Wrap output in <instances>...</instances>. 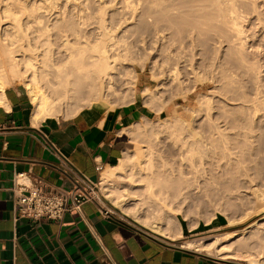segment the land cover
<instances>
[{
	"label": "rangeland",
	"instance_id": "obj_1",
	"mask_svg": "<svg viewBox=\"0 0 264 264\" xmlns=\"http://www.w3.org/2000/svg\"><path fill=\"white\" fill-rule=\"evenodd\" d=\"M40 1L46 4V0H2L0 13L7 3L24 19L23 14L32 13ZM174 1H183L185 6L187 0ZM236 2L238 13H242L239 23L243 35L239 40L231 32L191 34L193 23L201 20L197 14L187 17V22L174 18L177 30L169 33L168 42L174 41L176 46L181 42L174 48L172 43L167 48V0H56L50 14L51 6L45 5L48 12L41 14L44 17L46 13L45 19L54 11L55 16L69 14H60L59 20L50 22L51 28L59 21L63 30L75 28L91 40L104 19L109 36L117 42L115 54L121 55V72L114 83L104 85L101 94L92 97L87 95L89 87L73 96L80 86L71 79L74 85L69 88L73 90L69 89L66 98L62 84L65 72L46 64L53 56L56 66H66L65 50L59 37L55 36L50 52L51 47L43 42L37 59L41 67L38 78L57 104L42 118H67L89 105L112 108L129 103L134 95L140 97L148 113L131 131L128 151L132 152L126 156V168L112 181H103L102 175L99 179V174L91 195L103 208L154 234L113 206L119 198L128 199L124 209L132 218L158 222L174 238L182 232L177 240L164 239L182 248L214 257L220 249L263 257L264 0ZM74 9H81L86 21L79 22ZM0 17L3 28L13 23L2 14ZM181 44L185 47L179 50ZM18 49L22 50L15 56L21 60L25 49ZM6 80L8 85L0 93L8 86L21 87L24 92L27 89L35 110L39 94L28 79L9 76ZM150 181L158 183L154 189L148 188Z\"/></svg>",
	"mask_w": 264,
	"mask_h": 264
},
{
	"label": "crops",
	"instance_id": "obj_2",
	"mask_svg": "<svg viewBox=\"0 0 264 264\" xmlns=\"http://www.w3.org/2000/svg\"><path fill=\"white\" fill-rule=\"evenodd\" d=\"M26 92L8 86L0 94V264H249L166 242L111 210L104 213L94 196L81 213L71 209L59 220L17 219V173L71 188L74 176L63 155L94 183L132 152L131 131L148 113L134 95L121 106L93 104L67 118L37 120Z\"/></svg>",
	"mask_w": 264,
	"mask_h": 264
},
{
	"label": "bare ground",
	"instance_id": "obj_3",
	"mask_svg": "<svg viewBox=\"0 0 264 264\" xmlns=\"http://www.w3.org/2000/svg\"><path fill=\"white\" fill-rule=\"evenodd\" d=\"M0 1H2V0H0ZM3 1H5V0H3ZM49 1H52V0H46V4H48L47 2H49ZM54 1L56 2V0H53L51 2V4L49 2V4H50L49 6H51V5L53 6V4L55 3ZM236 1H238V0H187V1H184L185 6H183V1H176L175 2L174 0H167V48L169 47V44H171V43H172V48H174L173 46H176V42L174 44H173L174 41L171 43L168 42V39L170 38V37H168L169 33H171L172 30H175V31L177 30L175 28V26H173L174 25L173 21H175L174 18L175 19L179 18L180 21L181 20L186 21L189 17H191V16L194 17V15H197V14H198L197 15L198 18H201V20H203V21L200 20L201 21L200 22L198 19L197 21H195L196 25H195V23H193L194 26L191 27V29H190L191 34L199 35L200 33L211 31V32H214L216 35L217 34L220 35L221 33H224V32H226L227 34L231 32L233 34V36L235 38H237V40H239L241 35H243V29L241 26L242 24L240 25V23H239V20H241L240 15L242 13L241 14H240V12L238 13L237 8L240 6L237 7L238 2H236ZM42 2H41L42 4L40 3L37 5H35L36 2L32 3L36 7L32 11V13L23 14V16L25 15L24 19L20 18L21 16L19 14L15 13V11L13 12L7 3H5V5L7 4L6 6L4 5L3 8L1 7L3 9V11L0 13V15L2 14L3 17H5V19L10 18L11 21L13 22V23H11V25H8L7 27L5 26V28H3V26L5 24L2 26V24H3L1 22L2 18L0 17V91L4 88L5 85H8L7 84L8 82L6 80L7 77L12 76V77H18L21 79V78H24V76H25L28 79L27 82L30 83L32 88L34 90H36L39 94V102L37 103V106H36L35 112H34V118L37 120L44 119V118H42L43 117L42 115H45V116L48 115L49 116L50 113L52 112L53 108H55V106L57 104V102L55 103V101L51 99L49 94H47V92L43 90L41 83L39 81V78H38L39 71H40L41 67H40L37 59H39V57H40L38 54L40 52V49L43 46L42 45L43 42H45L49 47H51L49 50V52H50V51H52V48L55 45L54 44L55 38L59 37L60 38L59 42H61V46L65 50V53L67 55L66 56L67 60L65 61L66 66H64L63 68H61V66H56V64L54 63L55 61H53V56L49 57L46 64H50L53 68L59 69L60 72H65V74H64L65 76L63 77L64 79L62 80V84L65 87L64 93H65L66 98H69V95H70L69 94L70 93L69 87L71 85L72 86L74 85V84H72L73 82H71V79H74V82H76L77 85L80 86V87L78 86L79 88H78L76 94H73V92H72L71 95L72 94H73V96L77 95L78 92H81L86 87H89V91H88L87 95L92 97L94 95L101 94L100 90L104 85H111L112 83H114V79H115L116 75L118 73L120 74V72H121V71L119 72V70L121 69V60H120L121 55L117 54V53L115 54V51L117 50L116 49L117 48V42H115L113 40V38H111V36H109L110 34L107 31L104 19L101 20L102 22L100 21L101 23L99 22L98 26H100V25L101 26L99 28L97 36H95V39H93L94 36L92 37L93 40H91L90 36L84 35V33L82 35V32L80 33L75 28H74L75 31L72 29L71 32H70V30H67V29L63 30L64 26L62 24L60 25L59 21H58V26L53 25V27H56L55 28L56 31L54 32L55 29L51 28L52 25H50V22L53 21L54 19H55V21L57 19L59 20V17H60L59 15L61 13L59 15L55 16V11L53 14L52 13L53 9H51L52 8V6H51L50 8H48V10L49 9L52 10V12H51L52 15H50L49 18L47 17V19H45L46 13L44 14V17H43V15L41 16V14L43 12H48L47 7H46L48 5L44 4L45 1H42ZM11 4H12V2H11ZM43 4H44V6H43ZM128 4H127V6H128ZM85 8H86V6H85ZM31 9H33V8H31ZM63 9H65V8H63ZM28 10H30V7L28 8ZM74 10L77 11V12L75 11L76 16L78 17L76 19H78L79 22H83L85 20L84 17H86V16L85 15L82 16V14H84V13H82V10L81 9H74ZM103 12L105 13V11H103ZM103 12H101V13H103ZM48 13L50 14V10ZM67 13H62L61 15L67 14ZM69 13H71V12L69 11ZM201 13H203V14L200 15ZM68 15L69 14H67V16ZM64 16L66 17V15H64ZM197 16H195V17H197ZM89 17L90 16H88V18ZM62 19L65 20V19H67V17L62 18ZM25 20H26V23H24ZM91 20H92V18L88 21L91 22ZM88 21H87V23H88ZM103 21H104V23H103ZM184 21H182V22H184ZM190 21H192V20H190ZM3 22H4V20H3ZM67 22H68V20H67ZM176 23H178V22H176ZM79 24H81V23H78V25ZM65 26H66V23H65ZM83 26H81V27H83ZM187 27H189V26H187ZM108 30H109V28H108ZM227 34H226V36H227ZM92 35H94V34H92ZM70 38H74V41H71ZM225 40H227V39H225ZM232 41H234V40H232ZM180 43L181 42H179V45H180ZM179 45L177 43V46H179ZM22 46H24L25 50H23L21 60H17L15 54L18 52V50H20L18 48H21ZM231 46H233V45H231ZM184 47H185L184 44H181V47L179 50H182ZM21 50H20V52H21ZM26 53H30L31 56H27ZM174 55H173V57H174ZM44 57H46V56H44ZM182 58H184V57H182ZM182 58L180 57L178 59L179 60L181 59L185 63L186 60L185 59L183 60ZM178 59H177V61H178ZM174 61H175V59H174ZM177 61H175V62H177ZM182 61H178V63L182 62ZM69 64H70L69 70L65 69V67H67V65H69ZM176 70H177V68H175V71ZM176 73L178 74L179 72L177 71ZM172 74L174 75L175 73L173 72ZM116 78H118V77H116ZM75 86H76V84H75ZM72 88L73 87H71V89ZM0 94H3V93H0ZM127 161H128V159H127V157H125L123 160H121V162L118 166H116V167L112 168L111 170L105 172L103 174V177H102L103 181H112L118 174H120L121 171L125 170L124 168H126L125 167L126 165L124 166V164L125 163L127 164L128 163ZM158 182H159V180H158ZM156 184H158V183L157 182L153 183V181L152 182L150 181L148 188L152 189ZM123 198H122V200H119L120 199L119 198L115 203L114 202H112V203H113V206L115 208H117L119 210L122 209L124 211L122 213L125 216L130 217L133 221H135L139 225L147 228L148 230L153 232L155 235L164 237L168 240H176L181 236L182 232H181V234H179L177 236V238L176 237L174 238V236H172L171 234H167L160 227V225H159L160 223H158V222L151 221L149 223H144L141 221L142 218H140L139 216H135L134 218H132L130 212L128 210L124 209V205L126 204L125 202L128 199H126V198L123 199ZM215 256L218 258H222V259H237V258L242 259L243 258L249 264H264V255H263V257H259V256L250 257L247 255L246 256L245 255H235V254H230V253L220 249L217 251L215 250Z\"/></svg>",
	"mask_w": 264,
	"mask_h": 264
},
{
	"label": "built area",
	"instance_id": "obj_4",
	"mask_svg": "<svg viewBox=\"0 0 264 264\" xmlns=\"http://www.w3.org/2000/svg\"><path fill=\"white\" fill-rule=\"evenodd\" d=\"M60 158L67 165L68 172L74 176L71 188L51 185L38 177L31 180L23 172L14 176L12 190L16 196L17 219L59 220L71 209L81 213L82 203L92 198L91 189L95 183L69 164L66 157L60 155ZM103 211L106 214L111 213L106 208ZM93 236L102 244L96 233L93 232Z\"/></svg>",
	"mask_w": 264,
	"mask_h": 264
}]
</instances>
